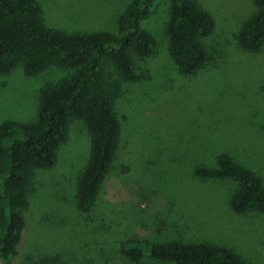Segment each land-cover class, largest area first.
Segmentation results:
<instances>
[{
  "label": "rangeland",
  "instance_id": "374dc122",
  "mask_svg": "<svg viewBox=\"0 0 264 264\" xmlns=\"http://www.w3.org/2000/svg\"><path fill=\"white\" fill-rule=\"evenodd\" d=\"M38 1L48 26L90 33L115 32L133 0ZM198 1L216 21L204 39V66L192 75L180 71L166 32L171 1L156 0L142 22L156 48L152 56L136 58L140 77L126 80L114 64L105 65L121 136L94 207L78 208L91 135L77 119L56 164L36 171L27 226L10 264H131L119 252L127 240L209 242L264 264V213L232 209L236 181L195 174L197 167L216 166V156L227 152L264 182V46L250 52L238 41L258 7L254 0ZM71 74L52 67L28 76L22 65L0 74V125L35 122L41 90Z\"/></svg>",
  "mask_w": 264,
  "mask_h": 264
},
{
  "label": "trees",
  "instance_id": "16d2710c",
  "mask_svg": "<svg viewBox=\"0 0 264 264\" xmlns=\"http://www.w3.org/2000/svg\"><path fill=\"white\" fill-rule=\"evenodd\" d=\"M170 1L169 53L183 74L192 75L208 59L204 39L213 33L216 21L198 0ZM155 2L133 0L120 14L115 32L89 33L48 26L38 0H0V74L19 65L28 76L52 67L72 71L69 78L41 90L35 122L8 120L0 125V257L5 264L17 254L27 226L36 171L56 164L69 127L77 119L91 135L89 159L78 182V208L89 212L94 207L121 136L105 65L114 64L126 80L140 77L136 58L150 57L156 48L155 36L142 26ZM254 2L258 11L238 34L240 46L250 52L264 46V0ZM195 174L236 181L230 196L232 209L239 214L264 213L262 177L229 153H219L216 166L197 167ZM119 252L131 264L145 259L158 264H254L226 246L209 242L127 240Z\"/></svg>",
  "mask_w": 264,
  "mask_h": 264
}]
</instances>
